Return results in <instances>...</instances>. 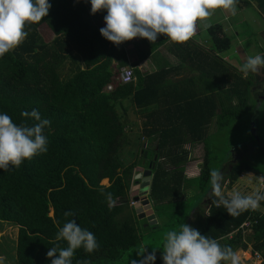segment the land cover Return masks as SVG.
Returning a JSON list of instances; mask_svg holds the SVG:
<instances>
[{
  "label": "trees",
  "instance_id": "obj_1",
  "mask_svg": "<svg viewBox=\"0 0 264 264\" xmlns=\"http://www.w3.org/2000/svg\"><path fill=\"white\" fill-rule=\"evenodd\" d=\"M48 2L51 5L48 15L37 24H28L24 41L0 57V114H8L17 125L33 126L36 121L21 113L36 109L42 119L51 121L44 129L47 152L25 160L18 168L10 165L7 171L0 169V222L17 228L14 264H51L47 252L57 244L67 246L55 237L59 228L71 220L92 232L99 244L92 253L77 249L72 264L84 260L91 264H138L143 259L138 256L143 243L136 226L138 217L133 209L126 213L129 207L126 200L136 176L148 168L154 157L157 160L148 197L158 211L168 210L165 222L168 231L187 224L201 235L217 240L222 247L230 246L236 253L251 247L264 258V213L260 210L251 213L249 209L238 216H229L223 206H216L217 198L213 195L207 203L202 201L204 195L184 198L186 189L192 186L199 192L210 188V170L215 168L211 167L205 136L212 125L220 132L227 128L229 120L253 118L257 104L264 100L263 89L251 101L261 77L251 72L245 77L221 57L204 53L212 63L222 67V100L217 95L215 104L213 95L204 99L193 95L169 101L172 103L168 113L175 115L174 121L165 119L160 126L152 127L148 126L149 120L139 131L127 130L128 109L140 115L149 114L165 97L164 93L159 97L161 89L166 91L171 85L156 80L160 72L143 76L136 68L138 62L155 53L168 39L159 36L158 42L147 45V40L139 38L135 44L138 62L129 64L125 46L134 39L117 46L100 35L106 11L91 14L89 0ZM208 36L213 53L221 54L231 48V40L221 26L209 29ZM143 43L147 48L141 46ZM189 45L193 46L187 41V45L180 46ZM66 63L70 76L65 80L62 68ZM126 66L134 68L137 80L120 85L117 82L120 68ZM108 84L112 90L104 91ZM126 102L128 108L124 107ZM118 108L123 114L118 113ZM126 136L131 138L128 144H135L137 149L130 152V158L141 163V167L135 163L126 165L127 158L120 153ZM145 139L147 146H153L151 150L142 149ZM252 140L264 159L261 138L256 135ZM196 142L204 143V161L200 176L188 181L185 169L190 152L184 147ZM230 163L226 164L222 181L228 183L229 189L243 172L264 176V164L253 165L240 159ZM105 180L108 186L101 185ZM260 207L264 209V201ZM66 212L72 215L66 217ZM248 220L252 228L245 237L240 229ZM132 249L137 250L136 254L126 258L125 254ZM150 252L146 250L145 254ZM154 264H163L157 253Z\"/></svg>",
  "mask_w": 264,
  "mask_h": 264
},
{
  "label": "clouds",
  "instance_id": "obj_2",
  "mask_svg": "<svg viewBox=\"0 0 264 264\" xmlns=\"http://www.w3.org/2000/svg\"><path fill=\"white\" fill-rule=\"evenodd\" d=\"M89 2L91 14L106 11L107 14L103 18L105 26L99 30L100 35L117 46L135 38L155 43L158 36H165L170 42L182 44L196 34L197 21L204 22V27L209 28L211 24L208 21L214 14L213 10L222 9L236 15L238 4V0H89ZM50 7L48 0H0V57L19 46L28 35L25 30L27 25L37 24L43 20L48 15ZM261 69H264V55L261 54L248 56L246 62L239 66V71L245 77L249 72L258 75ZM135 78L136 75L132 83L137 80ZM21 116L30 117L36 123L33 126L17 125L8 114H0V169L4 171H7L10 165L18 168L25 160L48 150V139L44 129L50 126L51 121L42 119L36 109L30 113L22 112ZM245 177L249 181L254 180L260 187L246 195L239 191L226 194L222 184L223 173L218 169L210 170L212 195L217 198L214 203L217 207L223 206L229 216H238L249 209L258 211L260 202L264 201V176L256 177L248 173ZM136 183H139V180ZM139 192L141 190L138 191L139 197L145 196L150 199L148 192L146 194ZM107 198L111 200V194H108ZM127 201H132L131 209L132 207L134 209L136 202L133 196L129 195ZM152 211L156 217L153 203ZM64 215L67 217L72 213L66 212ZM157 227L156 221V226L149 228ZM55 240L65 241L67 246L60 247L57 244L48 250L47 258L51 260V264H72L77 249L83 248L85 252L92 253L99 247L95 235L82 229L74 220L64 223L59 228ZM162 247L163 264H221V262L241 264L239 252L248 251L236 253L230 246L222 247L217 240L201 235L198 230L183 223L179 225L178 230H170L165 234ZM156 251L152 250L145 254L146 248L142 249L138 256H142L143 259L139 260L138 264H154ZM4 259L0 257V264H3ZM76 264H91V261H77Z\"/></svg>",
  "mask_w": 264,
  "mask_h": 264
},
{
  "label": "crops",
  "instance_id": "obj_3",
  "mask_svg": "<svg viewBox=\"0 0 264 264\" xmlns=\"http://www.w3.org/2000/svg\"><path fill=\"white\" fill-rule=\"evenodd\" d=\"M238 3H240L241 6L240 10L238 9L240 17L239 26H242L240 25L242 23L243 26L247 25L253 28L252 36L254 39V51L259 49L260 52H258V54L264 55V50H262L264 49V0H238ZM245 4H247L248 7H244ZM244 11H247L248 14L244 13ZM213 12V16L208 21L211 24V27L205 28L204 22L197 21V32L189 40L193 46L189 45L186 48H182L180 45L183 44L185 46L187 45V42L177 44L168 40L165 44L161 45L155 53L150 54L151 56L139 62L142 64V67L136 68L139 69L143 76L164 71L165 73L160 72V77H158V79L156 80L160 81L161 83L166 82L167 85L168 83H170L171 85H168L166 91L161 89L162 91H160L159 97L162 93H164L165 97L164 99L159 101V103L156 105L157 108L154 109L153 113L149 116L148 114L140 115L138 111H135L130 108L127 115L129 122L127 130H132V128H134L135 131H139L141 130L143 124L149 120L150 123L148 124V126L154 127L160 126L165 121V119H167L168 122L171 120L174 121L175 115L172 113H168V106L170 103L176 102V100L178 99L181 100L185 97L193 95L197 96L200 99H204V97L206 96L213 95L214 102L216 104L217 95H219V100H222V92L224 90L222 67L216 65L215 63H212L210 59L205 56L204 53L216 55L217 57H221L222 59L225 58L223 60L232 65L233 67L237 68L238 71L239 66H242L243 63L246 62L248 55L245 54L243 49L244 46L241 45L239 31L235 30V27L231 23H229L232 14L222 9H216L213 10ZM252 14L255 15L257 19H251ZM243 18L245 20H243ZM259 24L263 26V29L257 28ZM215 26H221L223 29V33L231 40V48L221 54L213 53L209 41L208 30ZM233 42L237 43L235 47H232ZM135 44H137V41L134 43V46L132 45L130 46V48H135ZM194 47L200 49L202 52H198L197 50H195ZM250 48L252 49V45H250ZM158 58H160L161 61L157 60ZM134 61L135 59L133 61H129V63H132ZM206 74H210V76L207 77ZM135 79H137V77ZM255 89L256 91L254 93V96L257 98L259 97V92L264 89L263 81H261L260 85L257 86ZM263 101L264 100H260V102ZM257 119V117L253 119L254 123ZM222 130L223 129H221L220 132ZM255 130L256 124H253L251 132H254ZM217 132L219 131H217L215 126L212 125L209 129L207 136H205L206 140L204 142L207 143V148H209L208 146L211 144V139L216 135ZM143 142L144 143L142 145V149L151 150L153 148V146H147L146 139L143 140ZM184 148L185 150L190 152V159L185 169V176L188 181H193L197 179L201 174V168L204 161V143H189ZM132 151H134V147ZM135 151H137V149ZM230 167L231 166H229V168ZM225 168L226 165L224 166V168L221 169L223 175ZM247 174L248 172H243L239 179H242ZM253 175L256 176L255 174ZM105 181L107 182V180ZM253 183L256 184L254 180ZM252 187L253 185H251V187L249 188L252 189ZM256 189L257 187H255V190ZM194 193H199V189L195 186H192L186 189L184 195H191V197L186 198L191 199L195 196L193 195ZM205 195L203 199L204 203H207L210 199V196L212 195V188L206 190ZM157 218L158 216L156 215V221ZM138 221L146 222L145 220L139 219ZM248 251L253 252L251 247H249ZM240 259L242 258L240 257Z\"/></svg>",
  "mask_w": 264,
  "mask_h": 264
},
{
  "label": "rangeland",
  "instance_id": "obj_4",
  "mask_svg": "<svg viewBox=\"0 0 264 264\" xmlns=\"http://www.w3.org/2000/svg\"><path fill=\"white\" fill-rule=\"evenodd\" d=\"M236 7H237V10L238 9L240 10V8H241L240 3H238L236 5ZM244 7H248V5L245 4ZM239 10H238V12H236V15H232L229 23H231L235 27V30L239 31L240 39H241V45L244 46L243 49H244L245 54H247L248 56H254V55L258 54V52H260V50L257 49L256 51H254V42H253L254 39L252 36L253 35V28H251L250 26H247V25L243 26L242 23L240 24L242 26H239V23H240ZM244 13L248 14L247 11H244ZM252 18L257 19L255 17V15H253V14L251 15V19ZM243 20H245V19L243 18ZM257 28L263 29V26L259 24L257 26ZM51 39H52V37L50 38V40ZM159 40H160V37L158 36L156 42H158ZM136 41H139V38L138 39L135 38L134 42H131L130 44H127V46H125V51H126L128 63H129V61H133L135 59L134 62L129 63V64H134V63L138 62L139 54L136 51V48H133V47L130 48V46H132V45L134 46V43ZM146 43H147V45L153 44V43H150L148 41H146ZM146 43L141 44V46H143L144 48H147ZM210 44H211V42H210ZM236 45H237L236 42L232 43V47H235ZM250 45H252V49L250 48ZM211 50H212V47H211ZM262 50H264V49H262ZM237 53H239V52H237ZM74 55H75L76 59L78 60V62L83 67V64L81 63L80 57L76 54V52H74ZM149 56H151V55H149ZM157 60L161 61L160 58H158ZM113 66L114 67L116 66V61H113ZM137 67H142V64L138 62ZM69 69H70V67L67 63L62 68V77L65 80L68 79L70 76V70ZM160 72H162V71H160ZM261 81H263V83H264V80H261ZM107 86L108 85H106L104 87V91H111V90H108ZM111 89H112V85H111ZM255 91H256V89H254L253 93H252V96H253V98L251 99L252 102L254 101V99H256V97L254 96ZM124 107L128 108V102L124 103ZM257 107H259L260 111H259L258 119L254 123V124H256V130L254 132H251V121H250L251 117H250L249 119L245 118V120H242V121L241 120H237V121H230L229 120L227 123V128L223 129L221 132H217L216 135L214 137H212L211 144L209 145V148H208L209 158L211 159V167H214L215 169H218L221 171V169L224 168V166L227 163H229L231 161V163L233 162L235 164L239 159L242 161H245V162L248 161L249 163H251L253 165H255V163L256 164H264V159H262L259 156V154L257 153L255 146L252 142L253 136L256 137L255 134H257L259 136V139L261 138V142H263L262 145H264V103L261 105L257 104ZM156 108H157V106L154 105V107L151 109L148 116ZM128 110H130V108ZM118 113L120 115L123 114V113H121L119 108H118ZM152 127H154V126H152ZM128 132L129 131H125V134H127ZM126 138H127V141H126L125 145L123 146V148H121V151H120V153L123 154V156H125L127 158L126 159V165L130 166L133 163H135L138 167H141L142 166L141 163L132 161V158H130V155H131L130 152H133L132 151L133 147H134V150H136V148H135L136 145L135 144H133V145L128 144V140H130L131 138H129L127 136H126ZM240 149L242 150V153H240ZM250 149H251V151H250ZM224 171H225V169H224ZM101 185L108 186V183L106 182L104 184L101 182ZM135 185H136V183L133 184V186H135ZM209 185H210V188H212L211 183H209ZM251 185H253L252 189L249 188V187H251ZM223 186L225 188L226 194L230 193L232 191H239L243 195L249 194L255 190V187H257V188L259 187V185L257 183L255 184V183H253V181H249L246 177L239 179L234 184V186H232V188H230V189L227 186V183H224ZM193 195H195V196L199 195V197H200L201 195H205V192L200 191L199 193H194ZM130 196H134V192L132 191V189H131ZM143 197H145V196H143ZM188 197H191V195H184V198H188ZM124 200H126V199H124ZM190 202L191 201L188 200V203H190ZM203 202H204V199H203ZM129 203H130V206L128 207V209H126V213L129 210H131L132 201H130ZM154 209L156 211L155 212L156 215L158 216V218H157L158 227L156 229H151V228L147 227L146 224H144L143 222H140V221L136 222V226H137V230L139 231V233L141 235V239H142V243H143L142 249L146 248V250H150L151 252H152V250H157L155 253H157V255H159V256H162L161 252L163 251V247H162L163 241H164L165 234L168 232V230L166 229V226H165V222H166L167 216H168V210L164 209V211L160 212L156 209V207H154ZM259 210L264 211L262 209V207H259ZM160 216H164V218L163 217L159 218ZM16 236H17V228L15 226L10 225V224L5 223V222H0V257L5 258L3 261V264H14L13 256L15 257L14 249H15ZM136 251H137L136 249H132V250L128 251L125 254V257L128 258L130 256L135 255ZM241 256H242V252H239V257H241ZM249 257H250V254L244 255V257H241L242 258L241 260L246 262V259H249ZM246 264H249V263L246 262Z\"/></svg>",
  "mask_w": 264,
  "mask_h": 264
},
{
  "label": "water",
  "instance_id": "obj_5",
  "mask_svg": "<svg viewBox=\"0 0 264 264\" xmlns=\"http://www.w3.org/2000/svg\"><path fill=\"white\" fill-rule=\"evenodd\" d=\"M258 75L264 79V73H262V69ZM258 116H259V107L255 109L254 116L251 119L252 127L254 124L253 119L256 117L258 118ZM146 156L147 154L144 153V159H146ZM156 160L157 157H154L153 162L148 165V168L144 170L141 174L136 176L135 180L136 182L137 180H139V183H136V185L132 187V191L134 192L133 200L136 202V205L134 206L136 215L138 216L139 220H145L149 227L156 226V217L152 211V202L150 201V199L146 197H142V198L139 197L138 191L141 190V192H139L141 194H146L148 192L150 177L152 174V170L155 167Z\"/></svg>",
  "mask_w": 264,
  "mask_h": 264
},
{
  "label": "built area",
  "instance_id": "obj_6",
  "mask_svg": "<svg viewBox=\"0 0 264 264\" xmlns=\"http://www.w3.org/2000/svg\"><path fill=\"white\" fill-rule=\"evenodd\" d=\"M134 72V69L130 68V67H125L123 69H120V73H119V76L117 78V81L119 84H129V83H132L134 81V75L135 73ZM108 90H111V85H108L107 86ZM256 210V209H255ZM255 210H251V213L255 212ZM251 228H252V223L251 221H247L242 227L240 230H242L243 234L246 235V234H249L251 232ZM229 238H232V235L229 236ZM247 254H250V257L249 259H246V262H248L249 264H264V258L261 254L259 253H254V252H251V251H247V252H242V256L241 257H244V255H247ZM239 256V254H238ZM241 264H246L245 261L241 260Z\"/></svg>",
  "mask_w": 264,
  "mask_h": 264
}]
</instances>
